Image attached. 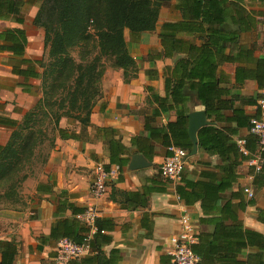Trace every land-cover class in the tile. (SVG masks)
Returning <instances> with one entry per match:
<instances>
[{"label":"crops","instance_id":"1","mask_svg":"<svg viewBox=\"0 0 264 264\" xmlns=\"http://www.w3.org/2000/svg\"><path fill=\"white\" fill-rule=\"evenodd\" d=\"M19 1L22 2L21 16L17 18L22 23L13 17L0 19V34L8 29H20L25 39L22 56L0 50V119L15 122H20L41 97V81L36 75L41 72L37 63L44 56L43 30L33 24L41 0ZM179 18L180 14L175 11L166 21ZM256 20V31L242 38L253 49L255 58H263L261 25L264 16ZM164 22L158 21L151 33L131 36L128 30L124 31L128 52L137 66L135 78L125 83L121 70L107 69L101 83L102 97L92 109L90 125H68L66 119H62L60 127L69 129L78 138H57L46 164L22 184L19 202L0 208V241H10L17 246L13 264H52L56 245L46 244L41 250L37 247L38 239L49 235L59 204L65 218H71V210L66 205L85 211L94 209L103 228L102 234L111 237V242L101 248L103 254L107 259L113 257L117 264H170L169 239L179 232L178 218L183 213L193 222L197 237L194 245L202 247L206 264L248 262L256 252L247 244L235 262L224 261L218 255L229 252L232 237H241V232L249 230L264 235V224L257 219L258 211L264 210V184L258 188L254 185L255 196L250 203L242 192L251 172L250 156L243 159L237 154L236 159L231 155L227 159V155L221 157L218 153L205 152L199 148L197 138L195 154L190 151L187 156L182 183L181 180L173 183L161 173L163 160L169 155L168 147L162 144L160 135L151 139L145 125H150L154 131L166 128L175 122L177 114L175 110L164 112L158 105L150 104L145 87L163 96L161 70L178 58L160 57L152 63L149 61V55L162 54L157 34ZM3 45L7 43L0 40V46ZM152 67L158 71L157 79L145 74ZM221 69L226 79L227 93L221 98L225 105H220L211 118L206 116L210 124L201 127L197 137L201 129L214 127L225 136L228 145L233 144L239 150L242 141L251 155L249 148L253 147L254 136L249 133L248 124L258 116L256 103L261 88L253 80L236 83L234 65ZM22 71L30 74H20ZM193 111H204V108L196 102L189 105V113ZM157 112L160 115L153 116ZM99 128L114 130L113 139L127 150L123 155L128 157L125 166L108 165L110 135L104 137L103 133H97ZM10 134L11 129L0 124V146L8 142ZM132 140H136L142 152L131 146ZM135 155L142 158L144 166L131 169ZM98 164L115 170L116 175L107 181L106 194L94 200L89 187ZM179 185L185 187L186 204L176 199ZM83 213L74 216L81 223Z\"/></svg>","mask_w":264,"mask_h":264},{"label":"trees","instance_id":"2","mask_svg":"<svg viewBox=\"0 0 264 264\" xmlns=\"http://www.w3.org/2000/svg\"><path fill=\"white\" fill-rule=\"evenodd\" d=\"M165 1L169 0H41L33 20L44 34V56L37 63L41 72L36 75L41 81V97L20 122L0 119V124L11 129L8 142L0 146L1 206L19 202L22 184L31 176L33 167L46 164L57 138H78L69 129L60 127L62 119H66L68 125H90L92 109L102 97L101 83L107 69L121 70L125 83L135 78L137 66L128 52L124 31L128 30L131 36L155 31ZM21 6L19 0H0V19L13 17L22 23L17 18L21 16ZM173 8L180 18L164 22L157 34L162 54L156 57L153 53L148 58L151 63L160 57L178 58L161 70L163 96L151 87L145 89L150 104L158 105L164 112L175 110L177 117L166 128L159 127L155 131L150 125L145 128L151 139L160 135L164 146L180 147L189 154L192 148L187 132L189 105L196 102L202 105L208 118L220 105H225L221 100L227 93L223 66H235L238 84L245 80L255 81L259 88L264 84V57L255 58L253 49L242 38L256 31V18L264 16V0H175ZM23 37L20 29L6 30L0 34V40L7 45L0 46V50L22 56ZM145 74L150 79L158 78L154 67ZM159 115L158 112L153 114ZM97 133H103L104 137L110 135L108 165L125 166L128 157L123 155L127 150L113 139L114 130L99 128ZM197 138L199 148L205 152L218 153L221 157L227 155V159H236L238 154L246 159L235 145H228L225 136L214 127L201 129ZM252 145L249 151L255 153L257 140L254 137ZM131 146L142 152L136 140H132ZM105 169L108 170V166ZM263 184L264 167L253 182L256 188ZM184 188L179 185L176 191L186 204ZM65 207L71 210V218L64 217V209L59 204L50 233L38 239L37 249L68 239L78 245L86 243L90 251L89 255L69 264H117L113 257L107 259L101 249L111 242V237L102 234L100 220H95V231L91 233L90 227L74 217L85 209ZM257 219L264 224V210L258 211ZM232 240L229 252L218 254L224 261H234L248 244L256 252L248 262L235 264H264V235L246 230L241 232V237L235 236ZM201 249L200 245L192 246L199 264H206ZM16 254L15 243L0 241V264H13Z\"/></svg>","mask_w":264,"mask_h":264},{"label":"built area","instance_id":"3","mask_svg":"<svg viewBox=\"0 0 264 264\" xmlns=\"http://www.w3.org/2000/svg\"><path fill=\"white\" fill-rule=\"evenodd\" d=\"M256 108L258 116L249 121L248 129L257 140V149L255 153L249 154L242 141L239 142V150L242 156L248 157V166L251 169L246 177L242 192L247 201H252L255 196L254 177L259 174L264 167V84L260 89V95L257 99ZM169 155L166 156L161 165V173L164 177L173 183L181 180L182 172L188 156L186 150L176 146L168 147ZM116 175L113 169L106 170L102 164L96 165L94 177L89 190L94 200L101 199L107 192V181ZM176 199L181 201L176 195ZM82 216L83 222L91 228V233L95 231L94 222L96 213L93 208H88ZM179 232L169 239V248L167 256L170 264H199V258L193 252L192 246L197 242L196 231L187 213H183L178 218ZM89 253V247L86 243L81 245L74 244L68 239H61L55 247V255L52 264H69L73 260L85 257Z\"/></svg>","mask_w":264,"mask_h":264},{"label":"water","instance_id":"4","mask_svg":"<svg viewBox=\"0 0 264 264\" xmlns=\"http://www.w3.org/2000/svg\"><path fill=\"white\" fill-rule=\"evenodd\" d=\"M188 126H187V132L189 136V140L192 144V149L190 154H195L197 149V132L201 127L207 126L210 123L206 121V114L204 111H193L191 113H188ZM142 158L138 155H135L132 157L130 168L131 169H137L140 167H143Z\"/></svg>","mask_w":264,"mask_h":264},{"label":"rangeland","instance_id":"5","mask_svg":"<svg viewBox=\"0 0 264 264\" xmlns=\"http://www.w3.org/2000/svg\"><path fill=\"white\" fill-rule=\"evenodd\" d=\"M175 1L174 0H169V1H165L163 2L161 8H160V14H159V22H164L166 20H168L169 18L173 17L175 10L173 8ZM262 30L264 31V24L262 23L261 25ZM40 166L36 165L35 167H33L32 172H31V176L33 174H37L39 173L40 170ZM3 207L0 205V208Z\"/></svg>","mask_w":264,"mask_h":264}]
</instances>
